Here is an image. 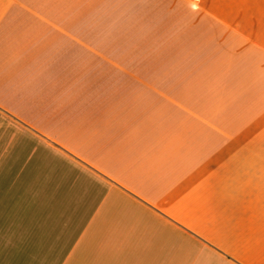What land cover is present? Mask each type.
<instances>
[{"label": "crops", "instance_id": "1", "mask_svg": "<svg viewBox=\"0 0 264 264\" xmlns=\"http://www.w3.org/2000/svg\"><path fill=\"white\" fill-rule=\"evenodd\" d=\"M159 2L0 0V264H264V0Z\"/></svg>", "mask_w": 264, "mask_h": 264}, {"label": "rangeland", "instance_id": "2", "mask_svg": "<svg viewBox=\"0 0 264 264\" xmlns=\"http://www.w3.org/2000/svg\"><path fill=\"white\" fill-rule=\"evenodd\" d=\"M150 0H142V9H141V15L148 14V13H155L156 6H149L150 3H148ZM153 1V0H152ZM160 0H154V2H159ZM191 9L194 7V4L199 5V8L193 9V13L198 12V10H205L210 13H219L220 11H227V13H239V11L243 12L246 9L247 1L248 0H190ZM169 3L172 2V7L169 8L173 10L175 15H182L183 10V0H168ZM158 9H161V7H158ZM160 11V10H159ZM191 11V12H192ZM191 13L190 15H192ZM143 17V16H142ZM190 17V16H189ZM142 22H127L126 24V30H127V37L132 36L133 34H140L141 32L138 30V27L141 26ZM157 25V23H155ZM181 24H175V27L179 26ZM163 30V29H162ZM175 30V29H174ZM157 31V29H155ZM141 45H148L144 41H141Z\"/></svg>", "mask_w": 264, "mask_h": 264}]
</instances>
